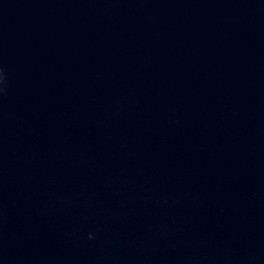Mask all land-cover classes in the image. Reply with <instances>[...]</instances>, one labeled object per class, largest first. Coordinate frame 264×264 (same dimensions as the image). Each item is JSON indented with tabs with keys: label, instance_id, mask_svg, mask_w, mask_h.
<instances>
[{
	"label": "water",
	"instance_id": "95a60500",
	"mask_svg": "<svg viewBox=\"0 0 264 264\" xmlns=\"http://www.w3.org/2000/svg\"><path fill=\"white\" fill-rule=\"evenodd\" d=\"M0 264H264V0H0Z\"/></svg>",
	"mask_w": 264,
	"mask_h": 264
}]
</instances>
